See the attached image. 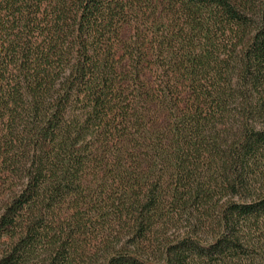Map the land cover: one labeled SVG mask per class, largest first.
Here are the masks:
<instances>
[{
    "label": "trees",
    "instance_id": "1",
    "mask_svg": "<svg viewBox=\"0 0 264 264\" xmlns=\"http://www.w3.org/2000/svg\"><path fill=\"white\" fill-rule=\"evenodd\" d=\"M0 264H264V0H0Z\"/></svg>",
    "mask_w": 264,
    "mask_h": 264
}]
</instances>
